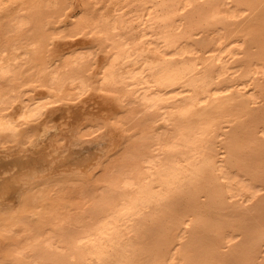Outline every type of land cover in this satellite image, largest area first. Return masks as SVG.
<instances>
[{
    "label": "bare ground",
    "instance_id": "obj_1",
    "mask_svg": "<svg viewBox=\"0 0 264 264\" xmlns=\"http://www.w3.org/2000/svg\"><path fill=\"white\" fill-rule=\"evenodd\" d=\"M0 264H264V0H0Z\"/></svg>",
    "mask_w": 264,
    "mask_h": 264
}]
</instances>
